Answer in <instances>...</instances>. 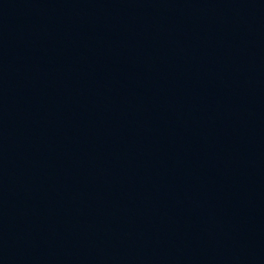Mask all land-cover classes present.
<instances>
[{
  "label": "water",
  "instance_id": "1",
  "mask_svg": "<svg viewBox=\"0 0 264 264\" xmlns=\"http://www.w3.org/2000/svg\"><path fill=\"white\" fill-rule=\"evenodd\" d=\"M0 264H264V0H0Z\"/></svg>",
  "mask_w": 264,
  "mask_h": 264
}]
</instances>
